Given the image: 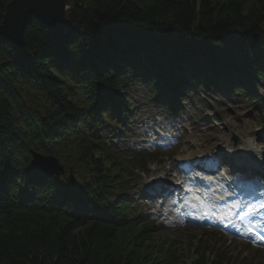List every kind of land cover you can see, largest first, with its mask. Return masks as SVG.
<instances>
[{"label":"trees","instance_id":"1","mask_svg":"<svg viewBox=\"0 0 264 264\" xmlns=\"http://www.w3.org/2000/svg\"><path fill=\"white\" fill-rule=\"evenodd\" d=\"M68 1L65 34L29 18L23 45L0 38V264H253L200 239L178 246L136 214L102 132L129 117L133 83L156 103L264 85V0ZM32 151L76 185L37 172Z\"/></svg>","mask_w":264,"mask_h":264},{"label":"rangeland","instance_id":"2","mask_svg":"<svg viewBox=\"0 0 264 264\" xmlns=\"http://www.w3.org/2000/svg\"><path fill=\"white\" fill-rule=\"evenodd\" d=\"M4 1L7 4L11 0ZM246 90H235L221 84L209 88L202 86L191 94L188 92H192V88H189L176 101L180 102L179 106L166 108L164 98L157 105L140 83L123 89L131 106V116L127 119L122 116L124 122L121 124L105 123L109 128L104 129L102 134L108 143L121 150L125 163L132 160L131 155L126 154L129 150L145 148L157 156L156 161L146 163L142 172L128 167L125 169L129 177L125 194L136 213L146 214L156 225L161 224L162 209L154 207L149 199L148 186L152 180L173 181L177 176L174 171H180L181 166H184L182 170L191 168L190 163L183 165V159L208 152L212 153V157L221 156L224 155L221 150L225 145H228L232 158L236 159L233 137L237 142L243 137H252L255 148L260 146L256 139L260 136L264 141V85H254L252 94ZM262 152L264 154V149ZM167 229L162 235L171 238L178 246L200 239L215 243L218 249H225L235 256L241 254L253 264H264L263 246L252 245L247 240L224 233L220 228L186 223Z\"/></svg>","mask_w":264,"mask_h":264},{"label":"bare ground","instance_id":"3","mask_svg":"<svg viewBox=\"0 0 264 264\" xmlns=\"http://www.w3.org/2000/svg\"><path fill=\"white\" fill-rule=\"evenodd\" d=\"M2 39H4V38H2ZM121 123H123V122L120 118L119 124H121ZM234 125L236 126V124H234ZM229 126L233 127L231 124H229ZM205 133H207V132H205ZM201 134H204V132ZM258 138L259 139H256V142L260 146H258L256 148H255V143H254L255 139H252V137H243V139H241L240 142H237V144L234 146V151L236 152L238 157H242L245 160V162H246L245 166H248L247 170L251 171V172L256 171L255 163H256L258 156H260L264 159V154L262 152L264 149V141H262V139H260V136ZM228 149H229L228 145H225L222 148L221 151H223L222 153L224 155H221L220 158L216 157V155L212 157V155H211L212 153L210 154L208 152L206 154L202 153V154L193 156V158H187V159L185 158L182 160L183 163H190L191 166H195L194 168L198 169V170H204L206 168L203 164H208L209 162H215V163H217V165H216V167L214 166V169H215L214 171H217V174L214 175V174L208 173L206 180H204V181H206V183L204 185H202L203 188H198V189L195 188V191L198 192L197 197H200L203 200L198 198L197 201H195L193 203V205H192V207L194 208L193 214L191 213L192 209L187 208L185 210L184 205L179 203L178 200L180 199V196L175 195V197L172 198L171 205H170V209L172 211V216L165 217V221L168 222V224H172L178 220L177 214L178 215L182 214L185 217L186 216H193V217H201L204 219L207 218L206 216H211V214H212L218 220H221V221L225 220L226 224L229 223L233 227H235V224H234L235 221L231 220V218L235 215V211L233 212L232 209L231 210H229L227 208L225 209L223 206H215V205L209 206V204H213V203H209L212 200H220L221 201V200L226 199L230 202L229 203L230 207H235L236 203L241 202V200L237 201L236 197H234L235 192L232 189V186L235 185L236 183H238V181L234 178L231 179L229 182L226 181V179H229L231 177H230V174L227 172V169L225 168V164L229 160L234 161L232 158V154H231V152L228 151ZM32 152H35V151H32ZM36 153H38V152H36ZM39 154L44 155L41 153H39ZM51 156H53V155H51ZM31 157H32V154H31ZM31 157H30V161H31ZM202 160H204V161H202ZM30 161H29V163H30ZM58 162H59V160H58ZM202 162H203V164H202ZM59 164H61V163L59 162ZM30 165H31V163H30ZM32 168H34L37 172H42V173L46 174L43 171L37 170L35 167H32ZM70 169L68 170L67 173H66V171L64 172V174L66 173V175H67V180H68V174H69ZM64 170H65V168H64ZM219 171H222L223 173L219 174ZM239 172L240 171H237V172L235 171V173H239ZM61 175H63V174H59L58 176H56V175H48V176L59 177ZM240 176H241V174H240ZM242 176L244 177L245 174H242ZM73 177L75 179V185H76V183H77L76 178L74 175H73ZM68 182H69V180H68ZM151 183L152 184H150L148 186V188H154L155 186H160V185L165 187L164 183L158 182L156 180H152ZM69 184H70V182H69ZM75 185H71V186L74 187ZM126 198H127V196H126ZM204 200L209 204L206 205L204 203ZM242 203L243 202H241V204ZM185 206H186V204H185ZM204 208H211V210L209 212H207L206 210H203ZM70 209L74 210V211L83 210V209H81V207L79 205H77V206L73 205ZM214 209H215V211H214ZM173 212L176 213L175 214L176 216L173 215Z\"/></svg>","mask_w":264,"mask_h":264},{"label":"water","instance_id":"4","mask_svg":"<svg viewBox=\"0 0 264 264\" xmlns=\"http://www.w3.org/2000/svg\"><path fill=\"white\" fill-rule=\"evenodd\" d=\"M66 0H11L4 7L0 24V38L8 39L16 45L24 44V27L29 18H36L56 34L66 32L67 8ZM31 166L48 175L64 174V167L51 155H40L32 152ZM68 180L75 185L70 169Z\"/></svg>","mask_w":264,"mask_h":264}]
</instances>
